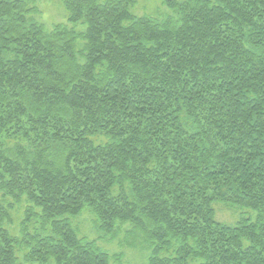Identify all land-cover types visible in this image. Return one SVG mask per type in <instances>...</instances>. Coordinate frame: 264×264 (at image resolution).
<instances>
[{
  "label": "trees",
  "instance_id": "16d2710c",
  "mask_svg": "<svg viewBox=\"0 0 264 264\" xmlns=\"http://www.w3.org/2000/svg\"><path fill=\"white\" fill-rule=\"evenodd\" d=\"M59 2L0 0V264H121L83 213L147 264H264V0Z\"/></svg>",
  "mask_w": 264,
  "mask_h": 264
},
{
  "label": "rangeland",
  "instance_id": "374dc122",
  "mask_svg": "<svg viewBox=\"0 0 264 264\" xmlns=\"http://www.w3.org/2000/svg\"><path fill=\"white\" fill-rule=\"evenodd\" d=\"M36 5L39 14L34 15V18L46 28H51L55 24L65 23L66 14L59 0H36ZM132 12L137 16L151 15L158 18L161 15L168 14L167 9L161 4V0H136ZM213 208L215 209V218L219 222L226 224H233L241 214L245 215L247 212L234 210L220 203H215ZM21 215L20 212L16 215L15 227H17V222L20 220ZM73 224L79 230L80 236L88 239H98V245L109 254H122L121 264H147L148 251L121 246L119 241L124 236L123 233L110 240L102 233L97 232L92 227L88 213H83L75 218ZM125 228L128 229L129 227L126 226ZM16 232L17 230L13 233Z\"/></svg>",
  "mask_w": 264,
  "mask_h": 264
}]
</instances>
